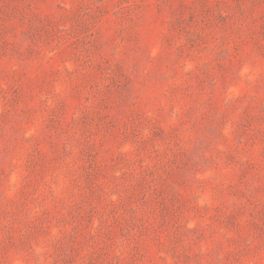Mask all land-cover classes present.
<instances>
[{"label": "rangeland", "instance_id": "obj_1", "mask_svg": "<svg viewBox=\"0 0 264 264\" xmlns=\"http://www.w3.org/2000/svg\"><path fill=\"white\" fill-rule=\"evenodd\" d=\"M0 264H264V0H0Z\"/></svg>", "mask_w": 264, "mask_h": 264}]
</instances>
